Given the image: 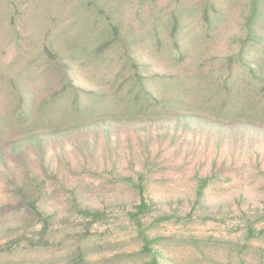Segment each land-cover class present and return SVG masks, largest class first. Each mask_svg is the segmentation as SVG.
<instances>
[{
	"label": "rangeland",
	"instance_id": "obj_1",
	"mask_svg": "<svg viewBox=\"0 0 264 264\" xmlns=\"http://www.w3.org/2000/svg\"><path fill=\"white\" fill-rule=\"evenodd\" d=\"M253 1L0 0V264H147L129 217L139 186L149 205L141 230L158 239L160 264H255L264 256V119L179 110L177 86L165 93L156 79L182 82L194 67L211 71L217 55L238 52ZM258 5L251 58L264 49V0ZM197 6L207 7L208 29L190 14ZM109 24L119 28L116 50L93 60L99 41L113 38ZM173 42L189 54L179 64L169 55ZM123 51L155 82L118 90ZM51 54L65 68L48 62ZM68 82L104 100L87 97L79 116L61 107L42 113L41 101ZM136 86L163 98L146 109L160 114L126 118L117 100ZM83 210L102 218L91 224Z\"/></svg>",
	"mask_w": 264,
	"mask_h": 264
},
{
	"label": "trees",
	"instance_id": "obj_2",
	"mask_svg": "<svg viewBox=\"0 0 264 264\" xmlns=\"http://www.w3.org/2000/svg\"><path fill=\"white\" fill-rule=\"evenodd\" d=\"M260 0H254L252 3V8L250 11V18L248 21L242 25V28L246 31L245 37L238 39L239 51L233 54H227L224 56L217 55L216 63L210 64L211 71L198 72L194 67L192 72L184 75L182 82L178 81L180 78L174 77L172 75L158 76L157 81L162 84L169 86L165 91L168 92L169 88H175L181 94L176 95V100L179 102V110L184 109L185 111H195L200 116H206L207 118L213 119L215 121L221 120H236L241 117H246L248 120L252 119L256 121L257 119H264V100L257 98L260 91H264V49L259 52V56L252 57L247 56L248 49L250 52L256 38L258 37L257 28H255V21L260 14L259 9ZM207 7L201 8L200 6L192 9L190 14L197 17L198 21L203 22V26L208 29L212 22L208 13L206 12ZM213 8V7H212ZM111 25V26H110ZM111 27L113 38L103 37L95 48L93 54V60L103 59L109 49L116 50L118 43V26L109 24ZM180 23L177 22L172 27L173 34H176ZM204 29H200L199 33L202 34ZM203 35V34H202ZM202 44L205 42V37L202 38ZM178 42H173L172 48L169 50V55L172 57L176 64L181 63L189 54L185 49L177 44ZM161 45V42H159ZM53 50L54 46L49 45V47H44L43 51L47 53L49 50ZM48 54V53H47ZM39 55H43L40 53ZM48 62L60 63L61 68H65L67 63L62 61V58L55 57L51 55H45ZM121 57L123 60L122 72L125 75V82L121 83L118 90H122L127 84L133 82L134 84L145 85L146 81L154 83V79L146 80L145 77L140 75V68L136 61H134L128 54V52L122 53ZM73 60H82V65H87L86 61L82 59L80 55L74 53L71 57ZM187 78L191 80L190 83H186ZM178 79V80H177ZM238 80L239 83H238ZM66 84L64 88L60 91H56L51 94L50 98L43 100L40 103V108L42 113L50 112L49 114L55 113L56 110L61 107L65 108L70 112L71 115L79 116L80 114L86 112L87 108L83 104L85 101H89L87 97H90L93 101L102 102L104 100V95L102 93H95L92 91H85L78 87H74ZM139 86V85H138ZM131 88L120 97L117 102L121 108V112L125 113V116H130L127 119H132L137 117L138 112L140 114L148 115L149 117L153 115L160 114V111L152 110L147 113L146 109L155 108L157 106L161 107L163 104V98L157 97L156 93H152L147 89L140 87ZM13 90H17L15 87ZM254 93V94H253ZM166 95H164L165 98ZM168 102L164 103L165 109L172 108L174 105L170 103V96L167 95ZM64 101V102H63ZM257 101V102H256ZM20 102V107L23 109V101ZM63 102V103H61ZM134 106L139 109H134ZM24 110H20L17 118L22 117ZM137 115V116H136ZM49 116V115H48ZM23 120L20 119L19 123ZM139 203L135 205V212H132L129 217L138 229V237L142 243L140 247V254L143 258L147 259V264H160L158 261L157 252L153 250L152 244L158 241V239H149L144 232L141 230L139 216L144 214L149 205L143 197L142 187L139 186ZM36 200H29L24 205L28 208V211L33 215L41 218V213L38 211L36 205ZM81 215L90 221V223H95L101 220L102 214L98 210H83ZM45 230V227H42ZM254 230L250 231L249 238L253 235ZM2 250L0 249V252ZM7 251V249H6ZM257 261L255 264H264V256L259 253L256 255ZM242 262L244 260L242 259Z\"/></svg>",
	"mask_w": 264,
	"mask_h": 264
}]
</instances>
